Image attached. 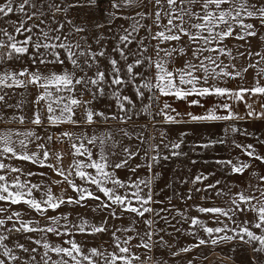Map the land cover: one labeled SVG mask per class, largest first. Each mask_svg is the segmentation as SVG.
<instances>
[{
  "label": "snow or ice",
  "instance_id": "1",
  "mask_svg": "<svg viewBox=\"0 0 264 264\" xmlns=\"http://www.w3.org/2000/svg\"><path fill=\"white\" fill-rule=\"evenodd\" d=\"M153 3V0H148ZM147 7L145 0H110V7L114 10H120L124 7L137 5ZM166 5V6H165ZM153 6L155 11L137 12L140 19L134 17L118 16L117 11L108 12L109 17L105 23H97V29L104 28L106 25L111 31V25L116 19L131 20L128 27L121 25L122 32L116 38V44L112 48V52L118 54V58H112L106 51V45L103 43L107 37L100 33L94 38V43L98 46L96 50L88 43L86 35H81L80 40H73L76 34H85L88 29L82 25H78L71 19L63 22L56 21V13L67 14L70 9L76 7H99L98 0H75L73 3H54L53 0H0V20L9 17L10 14H16L17 20H7L8 27H0V65L14 60H23L25 57L32 65H60L62 71H49L47 74L40 71L39 67L34 69L23 67L20 70L8 71L0 70V105L4 109L21 108L23 102L15 104L10 103L11 99L8 90L19 88L27 89L29 86L35 87L38 91L32 104L35 106L31 123L35 126H42L45 122L51 126L62 124L79 125L80 120L76 119L77 111H81L83 123L93 125L103 121L107 123L109 120L118 121L120 124H127L133 120L134 116L141 113L152 117L153 127L156 124H187V123H207L217 121H234L243 120L246 117L241 116L234 110V103L244 101L247 94L259 95L264 97V85L260 83V79H264V67H259L256 72V82L251 88L240 87L238 89H229L220 87L216 84H210L209 81L221 80L225 77L235 79L240 77L243 72H247L248 68L242 71L236 69L235 65H224L220 56L232 57L230 49L224 45L227 38L237 40H246L247 37L256 36V25L251 22H245L244 17L249 20L257 21L261 27H264V0H154ZM198 8V10H195ZM45 9L52 13V22L55 27L49 26L47 30L41 25L45 24L42 19L46 16ZM103 11V9H101ZM149 16L154 17L152 24L159 30L152 34V25L141 23L142 20ZM167 23H163V19ZM34 21H39L36 23ZM66 24L69 27L67 33L63 32ZM187 24V27L185 26ZM9 28L11 31H9ZM143 29L149 35L140 37L138 34ZM239 29V31H237ZM39 30V31H36ZM52 33H56L52 35ZM22 37V39H18ZM187 37L189 45L192 46L191 58L185 61L182 68L172 69L169 67L177 56L187 55L185 47H162L161 45L170 42L181 41ZM264 39V36L261 37ZM83 41L82 45L80 41ZM148 41H156L153 45L155 58L147 55L149 48ZM135 44L133 49L131 45ZM62 50V51H61ZM163 53V55H161ZM208 53V55H205ZM215 54V55H213ZM241 56L245 53H240ZM249 57L255 55L260 57L256 63H250L249 68H257L260 61H264V54L247 52ZM100 58L107 61L108 68L101 69ZM235 59V57H232ZM195 61V62H194ZM67 64L71 65V71L68 70ZM229 67L233 70L229 71ZM140 69V70H138ZM144 69L152 70V75L145 74ZM89 72L92 74L89 75ZM78 73H80L78 75ZM200 73L201 75H197ZM76 86H80L82 91L80 96L76 95ZM132 89L135 100L126 94L125 89ZM85 93L91 97L89 100L81 99ZM107 96L114 102V106L119 111L111 115L104 111L96 110L92 105L93 102L100 97ZM174 98L176 100L186 101L189 106H198L204 111L200 114L193 112H178L167 99L161 103V98ZM190 97H195L189 99ZM205 97H221L219 102H215L211 107H205L207 101ZM136 101L141 104L139 111H134ZM43 102V114L41 104ZM157 105V110L152 111V105ZM248 111L246 116L249 118H264V110L256 112L251 104L247 105ZM224 114H219L220 110ZM264 109V103L261 104ZM156 117H160L157 120ZM184 117H187L185 119ZM4 114L0 112V122H4ZM26 117L24 115L13 114L10 121H18L23 124ZM146 128V126H145ZM123 137L131 139L135 135L141 144L149 140H154V136L145 137L144 132H129L126 128L119 129ZM227 132L228 129H225ZM232 132H238L239 129L231 127ZM190 133L181 132L176 140H169L167 143V134L160 131L161 144L168 151L165 155L160 151L159 144H149L144 150V159L149 171L159 164L161 160H168L171 157H179L186 155L181 150V146L185 143V137ZM23 135V139H19L20 152H17L13 136ZM68 138L72 140V156L73 162L68 169L61 165L62 155L55 153L56 163L49 162L50 152L46 150L45 144H38L39 149H43L42 156L37 152H28L27 143L32 140H40L41 137L34 131L25 133L12 132L11 130L0 132V156L15 157L22 161H28L33 164H39L41 167H48L55 175L62 177V180L53 181V183H67L69 187L76 192V198L56 197L52 193L50 187L44 193L42 199L33 196V189H40L41 185L21 182L19 177L12 182L10 186L5 175H0V201H8L11 204L25 203L31 209L38 213L46 212L48 209L55 210L62 204L79 205L85 199H95L100 201L97 207L110 210L112 217H116L115 208L119 207L121 213L127 212L135 216L144 218V224L150 229L145 231L143 235L135 228V221L132 226L118 228L112 232L113 251L101 250L92 247L85 250L84 246L75 239L65 241L68 247L62 245H52L47 241L40 239L34 240L36 245L41 246L44 251L40 254V260L34 253H38V248H28L22 243H16L9 247L6 241L9 236L0 234V264H147L146 260H141L140 256L132 252L130 242L138 239V243L134 245L136 248H144L149 252L152 251L154 245L159 244L161 247L168 246L161 236L159 241H153L156 234L154 219L146 218L145 214H154L160 216L161 212L167 209H161L159 212L152 208L153 193L150 185L153 180L159 176L148 179L122 181L116 176V170L128 168L129 162L140 153V149L133 151L125 146L122 150V156L118 161H112L109 154L105 151L108 141H112V147H116L119 143L113 137L112 132L106 131L101 135H82L75 137L71 132H62L58 139ZM52 136H47V140L52 141ZM220 141H210L198 145L199 147L208 148L215 143H223ZM264 143V142H262ZM235 144V142H234ZM87 145L98 146V159L93 158V152ZM193 148L197 145H193ZM235 147L241 148L242 152L264 163V156L256 153L252 145L235 144ZM111 155H116L112 152ZM83 157L84 159H80ZM196 163V161H193ZM215 163L224 167H230V171L234 174H243L244 171L251 167L250 163L232 160H217ZM144 165L137 164L135 167L129 168L132 173L136 169ZM11 172H21L22 170L15 167L5 165L0 161V170L6 169ZM88 169L94 172L86 171ZM26 175H34L29 172ZM41 175H46L41 173ZM75 175L81 181L88 185L95 186L96 191L90 190L88 187L77 185L73 179ZM209 175H214L210 173ZM255 175V173H253ZM208 176L204 174L197 175L193 183L207 180ZM259 181L264 184V176L258 177ZM111 184V187L107 185ZM220 181L206 185L205 189L197 188L196 191L217 189ZM15 189L13 191L12 189ZM144 188H148L147 193ZM26 189V191H25ZM120 189H133L129 195L127 191L124 194L119 192ZM102 193L106 200L96 195V192ZM258 192L259 196L255 193ZM217 196L225 195L222 189H217ZM30 198H25V197ZM191 197L189 196V199ZM135 200L136 204H133ZM255 201V203H253ZM170 202V201H169ZM159 203H163L159 201ZM200 213H211L218 225L216 227L206 226L205 222L199 218H191L192 226H199L208 237L211 238L212 245H218L222 242L239 241L250 247L252 258L250 264H264V187L257 185L253 192L246 194L245 192H237L231 197V206L227 209L221 207H198ZM5 209L0 208V213ZM240 213H251L252 220H244L237 222L234 217H238ZM178 215L183 216V213ZM13 216L19 217L20 213L15 212ZM227 218L235 227L230 228L227 223L220 220V217ZM67 221V216L63 217ZM188 219L187 217H184ZM12 216L8 217L11 220ZM53 224H58L60 217H50ZM167 222V217H161ZM5 219H0V226H4ZM106 224V222H105ZM105 224L89 225L86 220H81L77 225H72L81 234L95 235L107 231ZM72 228L67 224L64 225V231L61 232L57 227L47 226L46 228L32 227L30 222L20 221V227L7 229L9 233L15 232H46L53 233L57 236L68 235L73 236ZM159 231H164L160 229ZM117 232L135 233V235H127L125 238L117 236ZM224 233L223 235H214ZM228 233H232L231 235ZM190 235L196 236L197 244L190 247L181 248L179 252H173L172 255H178L180 252H189L191 248H198L207 244L209 241L200 238L195 232ZM29 239H32L29 237ZM16 250L28 254L24 258L17 254ZM49 252H54L59 259L53 260ZM147 259H152L148 257ZM154 264H159L155 261ZM189 264H192L189 261Z\"/></svg>",
  "mask_w": 264,
  "mask_h": 264
},
{
  "label": "rangeland",
  "instance_id": "2",
  "mask_svg": "<svg viewBox=\"0 0 264 264\" xmlns=\"http://www.w3.org/2000/svg\"><path fill=\"white\" fill-rule=\"evenodd\" d=\"M53 2L73 3L75 0H53ZM145 3L147 4V7L141 4L137 6L124 7L120 10H114L110 7V0H98L99 7L72 8L67 14L62 12L56 13L55 19L59 22H63L66 19H71L74 23L86 27L88 29L87 33L76 34L74 37H72V39L74 41L80 40L81 35H86L88 38V43L92 45L94 50L98 48V46L94 43V38L100 33L104 34L107 37V39L103 41V43L106 45V51L112 58H118V54L112 52V48L116 44V38L122 32L121 25L128 27L132 21L126 19H116L111 25V31H109V27L107 25L104 28L97 29L95 24H106V21L109 18L107 13L112 11H117L118 16L134 17L136 19H140V17L136 15L137 12L151 13L156 10L153 6L154 0L153 3L150 4L148 3V0H145ZM101 9H103V11H101ZM195 10H198V8ZM45 12L47 14L42 18L45 20V24H42L41 27L47 30L49 26L55 27L56 25L52 22V13L47 9H45ZM153 18L154 17L149 16L148 18L141 21L143 24L152 25V34L159 30L155 25L152 24ZM9 19L17 20V15L10 14L9 17L0 20V27H8L6 21ZM244 19L245 22H251L256 25L258 34L254 37H247L246 40L227 38L224 41V45H226V47L231 50L232 57H235V59L228 56H220L219 60H222L224 65L234 64L236 69L242 71L244 68H248V71H242V75L235 79L225 77L221 80H210V84H216L217 86L227 87L234 90L240 87L251 88L256 82V72L258 71V68L264 67V61H260V64L257 68H249V64L256 63L260 60V57L255 55L249 57L247 55L249 50L252 53L259 52L264 54V39L261 38L264 36V27H261L260 24L255 20H249L247 17H244ZM34 22L39 23V21ZM163 23H167L166 18L163 19ZM185 26L187 27V24ZM69 27L70 26L66 24L63 32L67 33ZM9 31H11L10 28ZM237 31H239V29H237ZM55 34L56 33H52V35ZM138 35L140 37H146L149 34L141 29ZM18 39H22V37L18 36ZM80 42L82 45L84 44L82 40ZM146 43L148 44L149 48L147 55H151L153 58H155V52L152 46L156 44V41L146 40ZM161 46L176 48L185 47L186 49L187 55L177 56L174 58L173 62L170 63L169 67L172 69L182 68L185 64V61L191 58L192 46L189 45L187 37H184L179 42L173 41L169 44H164ZM131 47L135 49L136 45L133 44ZM240 53H245V55L241 56ZM161 55H163V53H161ZM205 55H208V53H205ZM100 65L102 70L109 67L106 59L104 58H100ZM23 67H29L32 69L39 67L40 71L45 74H47L49 71H62L60 65L50 64L47 66H34L27 59V57H25L23 60H14L0 65V70L7 69L8 71H18ZM67 68L69 71L72 70L70 64H67ZM228 70L232 71L233 69L229 67ZM144 71L146 75H152V70L144 69ZM79 74L80 73H78V75ZM91 74L92 73L89 72V75ZM197 75L201 74L197 73ZM260 83L264 85V79H260ZM8 91L11 96V99L9 100L10 103L15 104L22 101L23 104L21 108L14 109H4L3 106L0 105V112H2L5 117L4 122H0V132L8 130L20 133H25L27 131L36 132V134L39 135L41 139H33L32 142L26 141L28 152H37L42 156V152L44 150L39 149L37 145L45 144L46 150H49L50 152L49 162L55 164V153H60L63 157L60 166L68 169L73 162V150L71 148V143L73 141L66 137L58 139L62 132H71L73 134L74 140L75 137L78 136L101 135L110 130L114 139L119 142L116 147L111 146L112 141L107 142L105 151L109 154L110 160L114 162L118 161L122 156V150L125 146L131 148L133 151L140 149L139 155L129 162V167L126 168L127 170H116V176L119 179L125 182H127L129 178H131V180L148 179L156 176V174L159 173V176L156 177L150 185L151 191L153 193V200L157 201V203H152L150 206L158 212L161 209H167V211L161 212L160 216H155L151 213L145 215L146 218L154 219L156 221L155 225L153 226L156 230V234L153 236V241H159L160 237L162 236L164 241L167 242L168 246L161 247L159 244H156L152 248V251L149 252L144 248L134 247V245H136L139 241L138 239H133L129 246L131 247L133 253L140 256L141 260H146L147 264H154L155 261H159V264H189V261H191L192 264H250L252 258L250 247L239 241L222 242L218 245H212L210 243L211 238L208 237L199 226L194 227L191 225V218H199L205 222L206 226L209 227L221 226L215 222L213 214L200 213L197 210L198 207H221L227 209L231 206V197L233 194L241 191L248 194L253 192L257 185L264 187V184H262L258 179L259 176H264V163H261L259 160L254 158H250L242 152L241 148L235 147V144L252 145L257 154L264 156V143H262L264 142V118H249L246 116L248 104H251L256 112L264 110L261 109V104L264 103V97L247 94L244 101L234 103V110L241 116L246 117L243 120L175 125L156 124L155 127H153L152 117L141 113L138 116H134L133 120L129 121L127 124H120L118 121L109 120L107 123L100 121L99 123L93 125H86L83 123L81 111L78 110L75 117L81 121L78 126L67 123L51 126L45 122L42 126L38 127L33 125L30 120L35 107L32 104V101L35 99L38 90L33 86H29L27 89L19 88ZM81 91V87L76 86L77 96H80ZM125 92L135 100L132 89H125ZM80 98L84 100L91 99L88 93H85ZM193 98L195 97H190L189 99ZM164 99H167L168 102L178 112H180V109L184 108L182 107L183 104L188 105L186 101L164 97L161 98V103ZM222 99L223 98L221 97L203 98V100L207 101L209 107H211L213 103L219 102ZM178 104H180V108H177ZM92 106L96 110L104 111L108 115L119 111V109L114 106V102L107 96L100 97L93 102ZM40 107L43 114V102ZM140 107V102L136 101V108L134 111H139ZM193 108H195L196 111H199L198 106L193 105ZM152 111L155 112L156 110L152 108ZM13 114L17 116L24 115L26 117L24 123L21 124L18 121H10V117ZM219 114H224L222 109L220 110ZM156 119L160 120L161 118L156 117ZM231 127H235L240 131L234 133L231 131ZM121 128H126L129 132L134 134L143 131L145 137L154 136L155 139L141 144V142L136 139L135 135H133L131 139L123 137L119 131ZM225 129H228V131L226 132ZM160 131H164L167 134V139L164 141V143H167L169 140H176L181 132L190 133L185 137V143L181 146V150L186 153V155L171 157L166 161L161 160L159 164H156L152 170L149 171L142 157L144 156V150L148 148L150 143L159 144L160 151L165 155L168 154V151L164 149L163 144H161V137L159 135ZM47 136H52V141L49 142L47 140ZM23 138V135L19 137L15 135L13 136V141H15L17 152L21 151L19 139ZM213 140H223L224 142L212 144L208 148L198 146ZM193 145H197V147L193 148ZM87 147L92 150L93 158L98 159V146L94 147L93 145H87ZM112 152H115L116 155H111ZM80 159L84 158L81 157ZM217 160H232L233 163L242 161L250 163L251 167L246 169L242 175L234 174L230 171V167H224L215 163ZM0 161H2L7 166L22 170L21 172H11L8 170V168L0 170V175L6 176L10 186L17 177H19L21 182L27 181L29 186L31 184L41 185L40 189H33V196L37 199L45 198L44 193L48 187L51 188L54 196L63 197L65 200H67L68 197L76 198L77 196L76 192H74L67 183H53V181L62 180V177L55 175V173L46 166L41 167L39 164L22 161L16 159L15 157L10 158L9 156H0ZM193 161H196V163H193ZM137 164L144 166L137 168L135 173H132L129 168L135 167ZM86 171L94 172V170L91 169ZM29 172L33 173L34 175H26V173ZM41 173H45L46 175H41ZM210 173H214V175H209ZM253 173H255V175H253ZM200 174L207 175L208 179L202 182L193 183L195 177ZM70 179H73L77 185H82L84 187H88L92 191H96L95 186L86 184L75 175L70 177ZM217 180L220 181L217 189H222L225 195L217 196V189L196 191L197 188L205 189L206 185L215 183ZM107 186L111 187V184H108ZM12 190L15 191L14 188ZM126 191L130 195L133 189L119 190L121 194H124ZM147 191L148 188H144V192L147 193ZM255 194L259 196L258 192ZM96 195H99L102 199L106 200L102 193L97 191ZM189 196L191 197L190 199ZM25 198L27 199L30 197L26 196ZM159 201H162L163 203H159ZM99 203L100 201L89 198L82 201L79 205L65 203L60 205V207L55 210L48 209L46 212L38 213L23 202L11 204L8 201H0V208L5 209L4 212L0 213V219H5L6 221L4 226H0V234L9 236V240L6 241L9 247L14 246L16 243H22L30 249L33 247L38 248V253H34V255L37 256V260H40V254L43 253L44 249L33 242L37 239L42 240V242L47 241L54 246L62 245L64 247L69 246L65 243L66 240L75 239L78 243L84 246L85 250L92 247H97L101 250H107L110 252L114 250L113 237L111 234L116 229L132 226L133 221H135L134 226L141 235H143L145 231L150 230L144 224V218L127 212L121 213L119 207L115 208L117 215L114 218L111 216L110 210L97 207ZM253 203H255V201H253ZM133 204H136L135 200H133ZM15 212H19L20 216H13V213ZM178 212L183 213V216L178 215ZM9 216H12L11 220H8ZM65 216L68 218L67 221H65L63 218ZM162 216L167 217V222L161 219ZM50 217H60L58 224H53V221L49 219ZM184 217H187L188 219H185ZM252 218L253 217L251 213H240L238 217H234L237 222L252 220ZM81 220H86L89 225L97 226L105 224L106 222L105 226L107 231L95 235L81 234L76 231L75 228H72V225L79 224ZM220 220L224 221V223H227L230 228L235 227V225L228 221L225 217L221 216ZM20 221L30 222L32 227L38 228H46L47 226L51 225L57 227L61 232L64 231V225L67 224L69 228H72L74 235L57 236L53 233L40 231L30 233L15 231L9 233L7 231V229L12 228L14 224L15 227H20ZM160 229H164V231H159ZM190 232H195L197 236L209 242L205 245H201L198 248H191L189 252H180L178 255L173 256V252H179L181 248L190 247L191 245L198 243L196 236L190 235ZM223 234L224 233L214 235ZM228 234L231 235L232 233ZM116 235L123 239L127 235L134 236L135 233L117 232ZM29 237L32 239H29ZM16 252L18 255L24 258H27L28 256V254L22 253L19 250H16ZM49 255L53 260L59 259V257L54 252H49ZM148 257H151L152 259H147ZM41 264H43L42 261ZM134 264H139V262L134 261Z\"/></svg>",
  "mask_w": 264,
  "mask_h": 264
},
{
  "label": "crops",
  "instance_id": "3",
  "mask_svg": "<svg viewBox=\"0 0 264 264\" xmlns=\"http://www.w3.org/2000/svg\"><path fill=\"white\" fill-rule=\"evenodd\" d=\"M183 105H182V107H184V108L180 109V113H186V112L190 111V112H193L194 114H200V113H202L204 111V109L200 108V107H199V111H196V109L193 108V106L190 107L189 104L188 105L183 104ZM205 107H209L207 103L205 104ZM177 108H180V104L177 105ZM184 118L187 119V117H184ZM118 170L124 171V170H127V169L126 168H122V169H118Z\"/></svg>",
  "mask_w": 264,
  "mask_h": 264
},
{
  "label": "built area",
  "instance_id": "4",
  "mask_svg": "<svg viewBox=\"0 0 264 264\" xmlns=\"http://www.w3.org/2000/svg\"><path fill=\"white\" fill-rule=\"evenodd\" d=\"M157 107H158V106L155 105V104L152 105V108L155 109V110H157Z\"/></svg>",
  "mask_w": 264,
  "mask_h": 264
}]
</instances>
